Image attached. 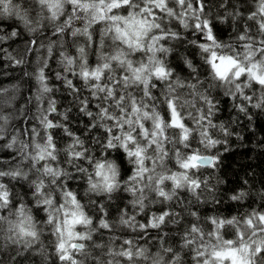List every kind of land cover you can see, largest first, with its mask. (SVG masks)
Segmentation results:
<instances>
[{"label":"snow or ice","instance_id":"6c2138e0","mask_svg":"<svg viewBox=\"0 0 264 264\" xmlns=\"http://www.w3.org/2000/svg\"><path fill=\"white\" fill-rule=\"evenodd\" d=\"M34 2L39 6L40 19L36 23L49 21L53 26L54 36L64 34L72 38H85V43L77 45L76 57H70L61 51V63L65 65V71L78 76L91 96L99 101L94 113L90 110V101L82 100L80 111L95 121L91 127L101 128L106 133V143L102 142V147L122 150L134 167L132 174L124 180L114 161L105 159L101 162L87 155L84 142L62 123L50 118L51 114L57 112V108L55 101L49 100L48 107L39 117L43 135L33 128L30 142H21L19 149L14 150L16 155L13 159L18 157V162H9L7 168H0V212H8L6 216L0 215V239L13 245L22 244L25 248H32L40 240L45 228H49L51 235L55 237L54 247L61 264H88L90 259L93 264H125V261L127 264H138V261L148 259H151V264H182L180 254L171 247H162L163 253L172 254L169 259H165L160 253L150 256L148 249L137 247L131 239H124L118 249L113 246L115 241L106 245L94 240L95 233L101 230L112 231L116 222L107 218L108 213L103 204L99 205L103 215L96 217L94 221L77 194L61 186L62 178L69 176V173L50 163L58 160V153L61 151L55 142L53 130L63 128L65 135L72 137V143L64 151L68 154V163L77 172L87 175L86 193L111 200L114 193L123 190L134 197L131 203L140 211H143L144 201L148 199L146 190L154 192L160 198V203L171 201L178 190L197 194L201 181L190 173L204 165L212 166L215 158L196 151L181 152L180 148L175 147L182 145L184 149H190L189 141L196 129L187 125L183 112L185 107L194 106L193 102L177 91V87L183 86L182 82H173L172 71L162 55H159L170 51L159 42L166 37L177 36L176 32L164 27L165 18L175 19L185 29L194 27L203 34L207 43H200L198 47L215 86L224 87L226 95L239 96L249 102L254 97L247 95L245 89L255 86L260 90V97L254 106L264 108V0H258L255 11L247 16V21L252 23L246 24L238 32V45L225 44L217 39L210 21L202 18L205 0ZM0 14H15L26 26L32 24L27 12L15 5L13 0H0ZM241 15L239 12L235 13V16ZM189 19L194 24H189ZM76 22H80L82 27L75 26ZM94 25H103L98 29V41L93 35ZM253 27L256 29L255 35L252 34ZM29 30L35 31V28L30 27ZM11 35L15 37L17 33L12 32ZM3 39L4 37H0V40ZM73 42H76L75 39ZM108 47L114 48L115 54L106 55L104 49ZM88 48H92L93 54L97 56L94 67L88 59ZM52 52L53 48L49 46L50 56ZM137 53L143 54L146 61L133 60L131 57ZM16 63L20 64L22 61L17 60ZM47 66L45 61L36 77L43 93L52 91L44 71ZM188 66L193 67L190 61ZM56 78L65 80L66 86L73 92L79 91L73 81L60 72L56 73ZM157 82L165 85L160 96L153 93ZM189 87L197 89L195 84ZM197 94L207 105L206 113L202 112L198 119L193 117L200 129V143L206 147H214L220 141L211 138L207 127H215L209 119L215 104L198 90ZM239 108L240 111H245L243 105ZM205 120L207 127L203 123ZM3 131L0 128V139L4 138ZM16 143L17 140L13 137L6 147L13 148ZM167 144L174 146L172 155L182 171H164L165 160L169 157ZM76 161H86L93 171L90 172L82 164H76ZM24 164H30V167L25 170ZM158 168L161 171H157ZM33 170L38 175L30 179ZM6 178L28 182L37 209L45 213L42 222L33 216L28 205L16 203L12 188L5 182ZM166 181L171 182L170 189L164 187ZM57 190L60 192L58 198L55 197ZM245 195L240 192L231 199L238 201ZM175 215L169 210H161L159 214L154 213L146 223H138L135 215L122 212L118 223L122 227L144 232L149 228L161 229L169 224H179ZM190 215L197 222L185 227L180 236V247L193 253L195 264H264V210L253 209L242 217L209 218L212 227L208 230L199 224L197 212L192 211ZM40 223L45 228L40 227ZM229 228L234 230L231 234L227 231ZM92 248L99 249V253H93ZM105 256L108 259H104Z\"/></svg>","mask_w":264,"mask_h":264},{"label":"bare ground","instance_id":"6f19581e","mask_svg":"<svg viewBox=\"0 0 264 264\" xmlns=\"http://www.w3.org/2000/svg\"><path fill=\"white\" fill-rule=\"evenodd\" d=\"M215 2H217V4H215ZM13 3L15 5H18L23 11L27 12L28 17L32 21V24L26 26L24 21L15 14H0V37H4L3 40H0V55H6L7 58L11 60V63H13L10 53V50L12 49L15 50L17 55L21 58L24 57L23 54H30L33 57H36L39 53L43 54L42 57L44 59V62H47L48 66L51 68L50 74L53 75H46L47 84L52 88V91L49 93H43L40 89L39 81L36 79L39 70L34 71L33 69L32 74L28 75L29 77L33 78V81L29 82V86L27 87L23 86V84H21L20 82L21 80L23 81V79L21 78L22 74L20 72L19 74H1V71L3 70L2 68L5 67V64L2 62V70L0 69V117H6L4 111H6L11 117L13 111H16L20 115H24L25 119H19V117H17L19 119L17 121L19 122L15 124L14 131L20 134V131L22 130V134L26 137L23 142H30V134L33 128L39 130L41 132V136L43 135V130L39 123V117L40 114L48 107L49 100H54L56 103L57 112L51 114L50 118L59 121L64 125V127H67L72 133H74L76 137H79L84 142V148L87 149V155L93 157L94 160L98 159L103 162L105 159H108L114 161L116 164L118 162L122 171L121 177L124 180H127V178L132 174L134 166L129 163L125 153L122 150L117 151L116 149H104L102 147V142L106 143V140H104L106 133L101 128L91 127V125L95 122L91 117L87 116L84 113L83 115L85 119L78 126L73 124L71 125L69 122L66 123L70 119L66 114V119L64 115H61L62 113H65V106L62 102V98L60 97V92L62 88H64L63 83L66 84V82L63 79H57L56 73L60 72L62 76L67 77V79H71L73 82H82V80L78 76L72 75L71 72L65 71V65L61 63L62 59L59 62L55 61L56 63H54V56H56V52L61 53L62 51V36L63 39L68 40L67 48L72 52L70 54V57H76L78 55L77 45L85 43V38H72L70 35L65 36L64 34L54 36L53 26L49 21L42 20L40 21V23H36V21L39 20L40 17L38 14L39 6L34 2V0H13ZM257 3L258 0H242L240 3H237L236 0H205V11L202 14V18H206L210 21V24L213 27L214 34L220 42L225 44L238 45L239 42L236 40V36L238 32L245 27L246 24L252 23L251 21H247V16L250 14V12L255 11ZM172 6L175 8L174 4ZM176 11H179V9L176 8ZM237 12L241 13L242 15L235 16V13ZM44 14L48 15L47 12H45ZM57 23H60V21H57ZM188 23L194 24V21L189 19ZM75 26L82 27V24L80 22H76ZM30 27L35 28V31H30ZM93 27L95 29L93 31L94 38H96L98 41V29L100 27H103V25H94ZM164 27L176 32L177 36L174 38L166 37L165 40L159 42L163 47L170 49L168 53L159 55H162L167 67L172 71L173 82H175L176 80L182 82L183 86L177 87V91L180 92L188 100L193 102L194 106L185 107L183 109V112L187 125L191 128L196 129V131L193 132L189 142L191 145H196L199 149V147L202 146V143H200L201 138L199 135L200 129L199 126L195 123L193 117L198 119L202 112L206 113L207 105L197 94V90L199 93L208 96V98L212 101H214L212 95L215 94L231 101L232 99H236L239 96L233 97L226 95V89L224 87L215 86L214 82L210 80V77L208 75V66L201 58L202 53L198 47V44L200 43H207L202 33H200L194 27L185 29L175 19L165 18ZM12 32H16L17 35L13 37L11 35ZM74 39L76 41L75 43L73 42ZM23 41H25L26 43L21 44ZM32 41H35V43H32ZM193 41H195L196 43L194 44ZM13 43H15L16 47H10V45H12ZM110 43L111 42L109 41V44ZM182 45H187L185 47L189 48V51H185L184 53L180 52L178 54L177 48L184 47ZM49 46L53 48L51 56L48 53ZM18 47L22 48V52ZM87 51L89 53L88 58L95 57L92 48H88ZM110 51L114 52L115 54V50L112 47L104 49L106 55L111 54ZM41 54L40 56H38L37 60L41 58ZM136 55L140 56L141 58H146L141 53L134 54L132 57ZM12 56L16 55L13 54ZM13 59L15 62L17 61L15 57H13ZM94 60L97 61V56ZM189 61L193 66L191 68L188 66ZM19 65H21V63ZM94 66L95 65H93V67ZM117 71L119 72V69H117ZM192 84L197 85V89H192L191 87H189V85ZM76 87L79 89V91L77 92H73L70 88L66 91L68 98H73L74 102L76 101V99H78V105H76L78 109H80L82 106L81 101L87 99L88 101H90V110L95 113L97 111L96 105L99 101H97L95 98L90 99L92 96L89 90L83 84ZM164 88L165 85L163 83L157 82V87L153 89L154 95L160 96ZM249 96L254 97L252 100L253 108L262 112L264 108H257L254 106L258 102V99L260 97V90H255ZM23 99H25V101ZM25 102L27 104H25ZM234 102L236 103L237 107H239L242 103L243 105L245 103L246 105L251 104V101H245L241 97ZM26 109L29 111L27 112ZM197 109H199L200 111H198ZM189 113H191V115H189ZM244 115H247V112H244ZM211 116L209 117V119L211 118ZM8 118L6 120L0 119V128H2L1 124H10ZM203 123L205 127H207V120H205ZM213 125L215 124L213 123ZM215 129L217 132L211 135L212 139L224 140V138L226 139L228 137V134H225L226 128H221V124L215 125ZM207 130L209 131L208 127ZM53 131L55 142L61 151L58 153V160L52 161L50 163L53 167L63 168L69 173V176H65L62 178L63 182L61 186L66 190H70L76 193L81 203L85 206V210L89 209L91 213L88 214H90L93 218L103 215V213L100 212L99 208V205L103 204L105 207V211L108 213L107 218L113 222H116L112 231L101 230V232L95 233L94 240L106 245L112 244V242L115 241L113 246L116 247L117 243L121 240V237L123 235H126L129 237L128 239H131L134 242L135 240L139 239L140 242H137L136 246L148 249L149 255L155 256L157 254V251L160 250H156L155 247L151 246L152 244H154L151 241V238L153 236L163 237L164 234L162 230H164L165 227H162L161 229L149 228L146 231L141 232L138 229L133 230L131 228L120 226L118 223V219L122 212H126L130 216L135 215L136 221L138 223H146L151 219V216L154 213L159 214L161 210H169L171 212H174V206L171 204V202L165 201L164 203H160V198L154 192L148 190V199L144 201L145 208L143 209V211H140L138 207H133L131 201L134 199V197L126 191L121 190L123 192L118 195L115 194L111 200L105 197L95 196L91 193H86V189L88 187L87 175L77 172L76 168L72 164L68 163L69 157L67 152L64 151L67 145L72 143V137L65 135L63 128L55 129ZM3 136L4 138L0 139V168H7L9 162H11L12 164H16L18 162L17 159H5L9 156V154L13 155L16 153L14 150L19 149L21 142L19 138L15 137L17 143L13 145V148H8L6 147V145L11 143L13 137H11L6 130L3 131ZM215 137H217V139H215ZM166 147L169 149L170 157L172 155V149L174 146L172 144H167ZM175 147H178L180 149L183 148L182 145H176ZM77 150L82 151L84 149L77 148ZM181 151H183V149ZM214 152H216L217 156H219L220 153H222V150L219 148H217L216 151L213 150L209 157H215ZM75 163L82 164V166L87 167L90 172L93 171V168L86 161H76ZM165 165L166 168L164 169V171L171 170V172H173L174 170L179 169L176 165V162H169L168 158H166L165 160ZM149 166H151L150 163ZM23 167L25 168V170H27L30 167V164H24ZM202 167L210 166L204 165ZM157 171H161V169L158 168ZM201 174L202 173L197 170H193L190 173V175H193L196 179L201 181V183H204L205 176L207 175L203 173L205 175L203 176ZM36 175L38 174L33 170L32 173H30V179H34ZM5 182L10 185L13 193L24 192L25 197L23 200L15 199L17 204L24 203L27 205L33 203V206H36L33 201L31 188L29 187L27 181H11L6 178ZM166 185L171 186V182L166 181L164 185L165 188ZM178 191H184L186 193L187 190ZM205 191L206 188L201 185L200 189L197 190L199 198H197V194H193L189 191L187 192L196 197V199L201 202L203 208H205V201H207L206 197H204ZM55 197H60V192L58 190L55 192ZM91 201H98L99 203L93 204L91 203ZM241 207L245 212L249 211L250 209V207L247 205H242ZM205 210L213 211V209L209 207V202L207 203ZM39 213V215L33 216L38 221L42 222L45 217V213L42 210H40ZM0 215H8L7 210L0 212ZM198 215L200 217L199 212ZM39 226L45 228L43 223H40ZM54 242L55 237H53L52 241L44 245H42V243L40 242H37L32 246V248H25L22 244L13 245L4 239H0V264H21L19 261L21 259H25L24 264H61L55 251ZM91 251L98 254L100 250L92 248ZM10 253V258L7 261V256ZM88 264H93L91 259L88 261ZM138 264H151V259L140 260L138 261Z\"/></svg>","mask_w":264,"mask_h":264},{"label":"trees","instance_id":"16d2710c","mask_svg":"<svg viewBox=\"0 0 264 264\" xmlns=\"http://www.w3.org/2000/svg\"><path fill=\"white\" fill-rule=\"evenodd\" d=\"M241 1L242 0H236L237 3H240ZM215 4H217V2H215ZM252 34H256L255 27H253L252 29ZM62 40V51L65 52L66 55L70 56L72 52L67 48L68 40L63 39V36ZM24 43L26 42L23 41L21 44ZM12 46L16 47L15 43L10 45V47ZM182 46L184 47L177 48L178 54L180 52L184 53L185 51H189V48L185 47L187 45ZM18 48L22 52V48ZM110 52L111 54L113 53L112 51ZM10 53L13 63H11V60L8 59L6 55H0V69L2 68V62L5 64V67L2 68L3 70L1 69V74H19L20 72L22 74L21 78L23 79V81H20L21 84L28 87L29 82L33 81V78L29 77L28 75L32 74L33 69L34 71H38L41 67L44 66L45 62L42 57L43 54L39 53L36 57H33L30 54L25 55L22 53L24 57L21 58L13 49L10 50ZM13 54L16 56H12ZM40 54L41 58L37 60ZM17 56L19 57V59ZM13 57H15L17 60H21V65H17ZM95 58L96 55L94 58H88L92 66L97 62L94 60ZM61 59L62 57L60 53L56 52V56H54V63L59 62ZM44 71L46 75L53 76L52 74H50L51 68L49 66L44 68ZM24 74H26V76ZM73 83L75 86H81L83 84L82 82ZM63 84L64 88H62L60 92V97L62 98V102L65 106V113L62 114L64 115V117L66 114L70 119L66 123L69 122L71 125L73 124L79 126V124H81L85 119L83 115L84 113L81 112L80 109H78V107L76 106L78 105V99H76V101L74 102L73 98H68L66 91L69 88L65 83ZM255 90L259 89L254 86L252 89H245V93H248V95H250ZM212 97L214 100L213 103L215 104V109L213 110L212 116L210 118L211 123L212 125L213 123L215 125L221 124L223 128H226L229 139L228 137L226 139L224 138V140L218 139L220 143L216 144L214 147H206L204 144H202V146L198 149L196 145H191L190 149L182 148L183 151L181 152L196 151L202 155H211L213 150L216 151L217 148L222 150V153H220L219 156H217V153L214 152L215 163L212 166L201 167L197 170L202 173L201 175H207L205 176L204 183H201V185L206 188L204 194V197H206L207 200L205 201V208L207 206V203L209 202V207L213 209V211L205 210L201 202H199L191 193L187 191L186 193L184 191H178L177 195L173 197L170 202L174 206L173 213L176 214L175 219L179 220V224H169L167 227H165L164 230H162L164 234L163 237L153 236L151 238V241L154 243L151 246L155 247L156 250H160L157 251V253H162L165 259H169L172 254L163 253L162 247H171L174 249V251L180 254L182 264H195L192 259L193 253L189 251V249L180 247V236L185 227L189 226L191 223L197 222L196 219L190 215L192 211L200 213V219L198 222L202 227L205 228V230H208L212 227L209 222V218H231L233 216L242 217V215L246 213L242 210V205H247L250 207L249 211L247 212H250L253 209L264 210V109L262 110V112L254 109L253 103L251 101L252 105L250 103V105H246V103L244 105L243 103L241 104L245 107V111L242 112L234 102L240 97L232 99V101L225 99L217 94L212 95ZM90 99H93V97H91ZM23 100L25 101V99ZM25 104L27 103L25 102ZM26 111L28 112L29 110L26 109ZM4 112L7 118H11V116L6 111ZM244 112H247V115H244ZM17 117H19V119H25L24 115H20L16 111H13L12 119L13 121H15L13 123L14 127H11L13 124L6 125L4 123L1 124L2 128H8V130L10 129V133L13 132L15 129V124L19 122L17 121L19 120ZM208 129L210 136L217 132L215 127H208ZM21 131L20 134H18L17 138L20 139V142H23L26 137L24 138V135ZM215 139H217V137H215ZM15 155L16 153L13 155L9 154V156L5 160H12ZM168 161L175 162L174 156L171 155L170 157H168ZM117 165L120 173L122 174L118 162ZM179 171L182 170L176 169L173 172ZM170 188V185H166V189ZM121 192L123 191L114 193L113 196L115 194H121ZM240 192H244L246 195L241 200L233 201L231 197L233 195H239ZM14 194L16 196H14V198L17 200H23L25 197L24 192ZM146 195L148 196V190L146 191ZM27 205L32 209L33 215L40 214V210L37 209L36 206H33V203ZM86 211L87 213H91L89 209H86ZM93 219L95 221L96 217H94ZM49 230V228H46L40 236V240L38 242L42 243V245L53 240L51 230ZM227 231L231 234L233 232V229L229 228L227 229ZM44 232H48L47 240H44ZM128 238V236L123 235L121 237V240L117 243L116 247L119 248V246L122 245L123 240ZM137 242H140V240H135V244H137ZM10 255L11 253L8 254L7 261L9 260ZM104 259H108V257L105 256ZM19 261L21 264L25 263V259H21ZM126 262L127 261H125V264Z\"/></svg>","mask_w":264,"mask_h":264},{"label":"rangeland","instance_id":"374dc122","mask_svg":"<svg viewBox=\"0 0 264 264\" xmlns=\"http://www.w3.org/2000/svg\"><path fill=\"white\" fill-rule=\"evenodd\" d=\"M112 54H114V52H113ZM132 59H133V60L144 59V60L146 61V58H141V57L138 56V55L132 57ZM25 76H26V75H25ZM16 119H17V118H16ZM8 120H9L10 124H13V123L15 122V121H13L12 117H11V118H8ZM11 127L13 128V127H14V124H13ZM3 130H6V131L10 134L11 137H18V133H16L15 131H13V132L10 133V129L8 130V128H5V129H3ZM24 138H25V136H24ZM17 146H18V145H17ZM16 159L18 160V158H16ZM43 235H44V237H45L44 240H47V239H48V232H44Z\"/></svg>","mask_w":264,"mask_h":264},{"label":"water","instance_id":"95a60500","mask_svg":"<svg viewBox=\"0 0 264 264\" xmlns=\"http://www.w3.org/2000/svg\"><path fill=\"white\" fill-rule=\"evenodd\" d=\"M209 157V156H208ZM206 166H208V165H206Z\"/></svg>","mask_w":264,"mask_h":264}]
</instances>
